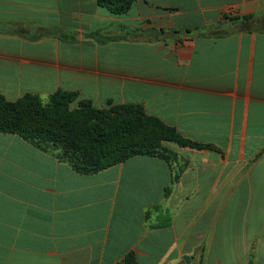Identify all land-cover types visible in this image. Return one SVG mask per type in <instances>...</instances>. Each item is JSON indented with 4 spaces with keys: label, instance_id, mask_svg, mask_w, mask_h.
Segmentation results:
<instances>
[{
    "label": "crops",
    "instance_id": "obj_1",
    "mask_svg": "<svg viewBox=\"0 0 264 264\" xmlns=\"http://www.w3.org/2000/svg\"><path fill=\"white\" fill-rule=\"evenodd\" d=\"M60 89L189 143L82 174L0 132V264H264V0H0V93Z\"/></svg>",
    "mask_w": 264,
    "mask_h": 264
},
{
    "label": "trees",
    "instance_id": "obj_2",
    "mask_svg": "<svg viewBox=\"0 0 264 264\" xmlns=\"http://www.w3.org/2000/svg\"><path fill=\"white\" fill-rule=\"evenodd\" d=\"M134 1L99 0V3L122 15L130 11ZM244 18L249 21L251 16ZM90 35L98 37L101 33ZM78 97L77 92L62 89L53 93L48 102L34 93L17 100H9L0 93V132L19 134L82 174L98 172L138 154L168 159L159 150H166L162 142L189 143L176 128L148 115L138 104L110 102L97 107L82 99L76 106ZM123 112L126 114L121 116ZM123 264H138L136 254L130 252Z\"/></svg>",
    "mask_w": 264,
    "mask_h": 264
},
{
    "label": "rangeland",
    "instance_id": "obj_3",
    "mask_svg": "<svg viewBox=\"0 0 264 264\" xmlns=\"http://www.w3.org/2000/svg\"><path fill=\"white\" fill-rule=\"evenodd\" d=\"M75 105L77 106L78 105V103L77 102H75ZM74 106V105H73ZM102 107H104V106H102ZM126 113L125 112H123L122 114H121V116H124ZM166 142H172V141H165V142H162V146L164 147V148H166V150H162V149H159L160 150V152L161 153H163L165 156H167L169 159L172 157V155H171V151H170V149L165 145V143ZM159 150H157V151H159ZM162 150V151H161ZM55 152H58V150H54Z\"/></svg>",
    "mask_w": 264,
    "mask_h": 264
}]
</instances>
